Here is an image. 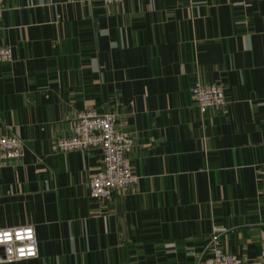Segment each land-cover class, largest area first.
I'll use <instances>...</instances> for the list:
<instances>
[{"label":"crops","instance_id":"0c3cea01","mask_svg":"<svg viewBox=\"0 0 264 264\" xmlns=\"http://www.w3.org/2000/svg\"><path fill=\"white\" fill-rule=\"evenodd\" d=\"M0 228L33 226L36 258L0 264H204L226 251L257 264L264 227V0H6ZM227 103L201 113L195 80ZM115 113L134 137L137 182L90 196L99 149L58 152L79 113ZM3 248L0 247V256Z\"/></svg>","mask_w":264,"mask_h":264},{"label":"built area","instance_id":"2783aa9c","mask_svg":"<svg viewBox=\"0 0 264 264\" xmlns=\"http://www.w3.org/2000/svg\"><path fill=\"white\" fill-rule=\"evenodd\" d=\"M112 4L121 0H102ZM6 0H0V21L5 10ZM13 50L10 46H0V63L12 62ZM192 96L201 113L210 107L222 108L227 103L224 88L216 83H204L197 79L192 86ZM134 137L117 124L115 113L100 114L95 110L79 113L71 133L56 140L58 152L74 150L89 151L99 149L102 154V167L89 181L90 196L98 200L111 199L116 190H124L134 185L138 177L133 172L130 154ZM25 154V144L18 135H0V164L20 159ZM222 231L218 230L209 239L203 254H207L204 264H253L236 253L226 251L222 244ZM261 258L264 264V227L259 234ZM0 247L3 254L0 262H16L36 258L39 241L33 226L0 228Z\"/></svg>","mask_w":264,"mask_h":264},{"label":"water","instance_id":"95a60500","mask_svg":"<svg viewBox=\"0 0 264 264\" xmlns=\"http://www.w3.org/2000/svg\"><path fill=\"white\" fill-rule=\"evenodd\" d=\"M258 264V263H257Z\"/></svg>","mask_w":264,"mask_h":264}]
</instances>
